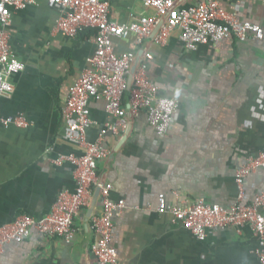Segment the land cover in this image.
<instances>
[{
  "label": "crops",
  "instance_id": "1",
  "mask_svg": "<svg viewBox=\"0 0 264 264\" xmlns=\"http://www.w3.org/2000/svg\"><path fill=\"white\" fill-rule=\"evenodd\" d=\"M143 2L109 0L110 20L124 24L151 14ZM188 3L181 0L178 6ZM223 8L264 33V0H227ZM59 16L57 7L41 1L14 12L8 29L11 51L25 70L11 78V97H0V117L22 115L30 126L0 124V227L23 215L46 216L61 191L76 187L74 166L54 161L59 155H81L66 137L62 110L94 52L95 33L86 30L73 39L56 34ZM156 32L141 46L133 35L112 41L116 54H135L133 66L150 54V81L162 96L178 102L163 136L141 112L126 130L104 138L109 155L98 162L99 179L112 184L113 200L125 203L114 219L117 263L258 264L250 228L208 229L199 241L156 209L160 194L175 207L199 199L224 209L236 204L235 172L248 156L264 152V40L241 43L229 37L192 52L176 38L154 44ZM90 118L87 139L95 142L108 120L104 101L90 102ZM261 193L264 169L245 179L243 204ZM91 204L76 219L71 243L33 232L23 243L6 245L0 264H95L90 219L100 214L101 203L96 201L88 218Z\"/></svg>",
  "mask_w": 264,
  "mask_h": 264
},
{
  "label": "built area",
  "instance_id": "2",
  "mask_svg": "<svg viewBox=\"0 0 264 264\" xmlns=\"http://www.w3.org/2000/svg\"><path fill=\"white\" fill-rule=\"evenodd\" d=\"M41 1L59 9L54 33L70 39L86 30L95 33L94 52L71 87L62 110L66 137L78 147L81 155H59L54 161L55 165L69 163L74 166L76 187L73 192L61 191L46 216L34 219L23 215L1 226L0 253L8 244L25 242L33 232L71 243L77 232L76 219L89 208L99 190L101 212L90 219V229L96 236L91 252L95 264H118L112 246L113 227L114 219L125 208V203L113 200L112 184L101 183L99 179L98 162L109 155L104 138L126 130L141 112L146 113L148 125L154 132L163 136L171 127L178 102L162 96L150 81L147 72V62L153 59L150 54H145L144 60L133 66L135 54H116L112 41L133 35L137 45L141 46L156 30L154 44L164 46L176 38L186 50L193 52L201 45L217 44L229 37L241 43L250 39L262 41L264 33L260 26L240 22L229 14L223 8L227 0H185L189 2L185 6H178L181 0H144L143 6L151 14L124 24L110 20L109 0H0L1 98L11 97L14 90L11 78L25 70V65L14 56L9 45L8 29L13 13L37 6ZM133 68L135 72L129 88L128 79ZM91 101H104L108 117L95 142L87 139V131L93 124ZM0 124L18 128L30 126L22 115L0 117ZM258 169H264V152L248 156L235 172L238 196L236 204L229 209L208 204L203 199L186 207L170 206L160 194L156 210L160 215H168L173 223L199 241L205 240L208 229L233 228L240 233L242 229L250 228L257 238V262L264 264V193L256 195L251 204H243L244 181Z\"/></svg>",
  "mask_w": 264,
  "mask_h": 264
},
{
  "label": "water",
  "instance_id": "3",
  "mask_svg": "<svg viewBox=\"0 0 264 264\" xmlns=\"http://www.w3.org/2000/svg\"><path fill=\"white\" fill-rule=\"evenodd\" d=\"M134 72H135V68L132 69V71H131V73H130V75H129V79H128V87H129V88H130L131 85H132V77H133ZM98 197H99V190H97V191L95 192V194H94V197H93V200H92V204H91V207H90L91 209L88 210V212H87V216H88V218H90V217L92 216V208H93V206L95 205L96 201L98 200Z\"/></svg>",
  "mask_w": 264,
  "mask_h": 264
}]
</instances>
